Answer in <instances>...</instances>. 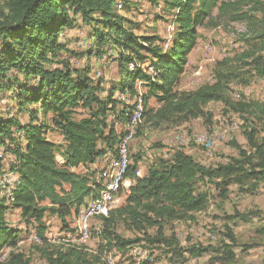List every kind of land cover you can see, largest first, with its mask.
Listing matches in <instances>:
<instances>
[{"label": "trees", "instance_id": "obj_1", "mask_svg": "<svg viewBox=\"0 0 264 264\" xmlns=\"http://www.w3.org/2000/svg\"><path fill=\"white\" fill-rule=\"evenodd\" d=\"M131 1L0 0V100L13 103L19 114L15 115L12 109L4 114L0 108V153L6 158L13 156V160L9 156L8 170L16 175L6 185H11V193L7 194L0 185V255L22 238V230L12 227L6 218L9 209L18 210L20 222L26 228L33 225L43 237L46 229L43 218L47 213L56 215L66 225L65 218L103 188L104 176L100 188L101 184L89 173L72 168L92 164L108 150L114 151L120 134L110 126L108 116L114 114L125 123L126 114L134 107L124 109L122 99L118 98L120 93L133 99L139 94L135 83L140 82L144 89L140 92L143 110L151 99L160 104L155 111H144L146 121L156 123L181 116L197 118L209 102L224 99V82H228L224 72L216 73L215 82L194 90L175 89L188 54L196 45L198 28L213 24L214 10L215 15L230 10L232 19L242 21L251 19L254 13H262L260 21L264 23V0H152L154 4L162 3L163 13L173 19L171 42L163 47L158 36L136 33L139 24L117 11L118 3L127 11ZM245 3L253 6L247 11L236 6ZM79 23L89 26L93 41L87 52L90 56L103 55L106 47L116 49L115 83L105 86L101 80H93L88 65L82 69L71 67L69 60L85 52L68 50L67 43L58 41V37ZM253 55L251 50L237 58ZM259 57L254 58L251 69L261 76L264 61L258 60ZM232 106L235 111L264 123V102L239 101ZM78 109H83L85 114L76 117ZM21 114H27L25 124L18 118ZM51 128L62 136L61 143L47 137ZM15 129L21 130L22 136L16 135ZM262 133L260 136L254 127L245 132L249 150L240 148L241 158H230L225 164L206 167L191 155L177 152L172 159L152 165L142 177H137L135 172L137 160L129 164L124 178H134L136 182L130 186L125 204L100 214L105 241H114L113 246L118 248L132 243L113 231L118 219L129 220L135 228H141L144 223H156L157 219H180L204 209L206 196L195 193L198 179L211 178V182L219 179L225 194L231 183L242 185L253 180L254 187L264 184V130ZM56 154L63 162H57ZM2 164L0 157V179L4 174ZM227 235L233 241V234ZM154 241L161 243L158 238ZM194 248L198 255L205 250ZM40 250L46 264H105L99 262L98 255L81 248ZM223 257L231 259V250L226 248ZM6 259L7 264H31L29 256L14 251L3 256L0 264Z\"/></svg>", "mask_w": 264, "mask_h": 264}, {"label": "rangeland", "instance_id": "obj_2", "mask_svg": "<svg viewBox=\"0 0 264 264\" xmlns=\"http://www.w3.org/2000/svg\"><path fill=\"white\" fill-rule=\"evenodd\" d=\"M252 4L236 6H240L241 11H247L253 6ZM124 8L118 3L117 11L139 24L136 33L158 36L163 47L170 44L173 19L170 14L163 13L162 3L154 4L152 0H132L126 7L127 11ZM213 13L216 16L213 24L198 28L196 45L188 54L187 64L175 89L194 90L203 84L215 82L216 73L224 72L228 80L224 82L225 97L220 101L209 102L204 107V113L197 118L183 119L181 116L157 123L147 122L144 116V111H155L160 105L154 99L149 100L128 148L129 164L137 160L135 170L141 171L137 177L144 176L157 162L172 159L177 152L191 155L206 167L225 164L230 158L240 159V148L249 150L245 132L254 127L260 132V136L263 134V122H257L256 119L232 108V105L239 101L264 102V75L260 76L251 69L256 56H260L258 60L264 61V23L260 21L263 14L254 13L251 19L242 21L232 19L230 10L220 15H215L216 10ZM89 32V26L79 23L75 28L67 29L59 35L58 41H65L68 50L85 52L83 56L72 57L69 60L72 68L82 69L88 65L89 75L93 80H101L105 86L113 84L118 79L117 51L113 47H106L103 55L90 56L87 52L93 46V41L89 37ZM257 35L261 37L256 38ZM251 50H254L253 56L237 58ZM147 65L145 63L143 66ZM140 84L136 82L134 86L139 93L144 91L143 88L140 89ZM124 97H128L127 94H124ZM121 103L124 109L130 110L133 107L131 101L122 100ZM0 108L4 114L7 109H12L15 115H19L15 111V105L7 103L6 99L0 100ZM84 114L83 109H78L76 117ZM18 118L22 124L28 119L27 114H21ZM108 123L118 134L124 130V121H118L114 114L108 116ZM22 133L21 130L15 129L16 135L22 136ZM60 136L54 128L47 131V137L55 142H62ZM116 147L117 145L114 151L108 150L102 157L101 161L104 165L116 155ZM9 156L10 160H13V156ZM0 157L2 158V154ZM56 160L62 162L59 154L56 155ZM8 168L9 166L4 169V173L11 179ZM73 170L89 173L94 181L101 184L100 188L102 187L103 169L98 172L90 165H79ZM210 179L207 181L198 179L194 185L195 193L206 196L205 207L202 210L194 211L180 219L172 217L157 219L156 223L152 225L144 223L141 228H135L129 220L118 219L114 223L113 231L120 238L132 241L122 248L113 246L114 241H105L102 236L103 223L100 215L90 218L89 237L83 241L76 236L74 223L77 210H73L65 218L66 225H63L56 215L47 213L43 218L46 229L41 237L36 233L33 225L26 228L24 223L18 220V211L11 209L7 220L15 228H19V224L22 223V238L15 246L6 249L2 256L14 251L29 256L31 264H46L40 255V249L73 247L98 255L99 262L105 264H264L263 182L256 187L252 185L253 180L244 181L242 185L231 183L226 187L225 194L219 179L214 178L213 182ZM135 182L134 178L128 180L127 188L123 187L121 190L117 207L125 204L131 192L130 186ZM214 182L219 184L216 185ZM6 193L11 192L7 190ZM241 214L245 218H241L239 216ZM229 232L233 234V241L227 235ZM30 234L39 236L40 241L30 240ZM156 238L161 243L154 241ZM194 247L205 250L198 255L193 252ZM226 248L233 254L231 259L223 257ZM1 264H7V259Z\"/></svg>", "mask_w": 264, "mask_h": 264}, {"label": "bare ground", "instance_id": "obj_3", "mask_svg": "<svg viewBox=\"0 0 264 264\" xmlns=\"http://www.w3.org/2000/svg\"><path fill=\"white\" fill-rule=\"evenodd\" d=\"M171 26L173 27V24L171 23ZM174 29V27H173ZM134 107L131 109L130 113L126 114V120L124 123V127L119 136L117 147H116V153L120 152V148L123 144L124 148V154H127L128 157H124L123 159V169H127L129 165V143L132 139V136L135 133L136 127L138 126L139 122L142 119L143 115V105H142V98L140 93L138 94V98L136 101L131 103ZM134 109H138V118H134ZM130 126L127 132V128ZM114 156V155H113ZM111 159H116V155ZM106 166V165H105ZM136 174L139 176L140 172H136ZM128 180L127 178H124V173L122 174V181L126 182V188L128 186ZM121 190L120 189V196H121ZM129 191V190H128ZM117 195V187L113 186V178L111 177H105V181L103 183V188L98 192L97 196L92 199H88L85 204H83L79 210L77 211L75 221H79L80 216V210L83 208H87V210H96L95 213L92 215H89L85 221H84V230L86 234H82L81 237V229H76V236L80 240H86L89 237V220L91 217L98 216L102 213H104L107 210L113 209L118 206L119 201L116 202H110L107 203L108 199H113ZM121 198V197H120ZM93 199H95V202H93ZM75 233V232H74ZM75 236V237H76ZM34 242H39L40 239H31ZM3 258L2 254L0 255V260Z\"/></svg>", "mask_w": 264, "mask_h": 264}, {"label": "built area", "instance_id": "obj_4", "mask_svg": "<svg viewBox=\"0 0 264 264\" xmlns=\"http://www.w3.org/2000/svg\"><path fill=\"white\" fill-rule=\"evenodd\" d=\"M138 118V109H134V118ZM130 126L127 128V132ZM124 157H128L127 154H124L123 144L120 148V152L116 153V159H110L108 164H106V171L102 174L104 177L113 178V186L117 187V195L113 199H108L107 203L120 201V189L126 188V182L122 181V174L126 173L127 169H123V159ZM73 170V168H72ZM135 172H141L139 169L135 170ZM95 202V199H93ZM96 210H87V208H83L80 210L79 221H75V229H81V237L82 234H86L84 230V221L89 216L95 213ZM29 239H40L39 236L35 234H30Z\"/></svg>", "mask_w": 264, "mask_h": 264}, {"label": "crops", "instance_id": "obj_5", "mask_svg": "<svg viewBox=\"0 0 264 264\" xmlns=\"http://www.w3.org/2000/svg\"><path fill=\"white\" fill-rule=\"evenodd\" d=\"M173 27H174V25H173ZM172 26H171V29L173 28ZM139 85V84H138ZM140 89H142V86L140 85ZM137 90V92H139V90L138 89H136ZM135 98L134 99H131V98H128V97H124V94H122V93H120L119 95H118V98H121L122 100H125L126 102H128V101H131V103L133 102H135L136 101V99L138 98V95H135L134 96ZM60 138L62 139V136H60ZM1 154V153H0ZM60 158L63 160V158L60 156ZM2 159H3V168H2V170L4 171V169L8 166V162H9V160L5 157V155L4 156H2ZM101 159H102V157L101 158H98L94 163H92V164H89L91 167H94L95 169H97L98 170V172L99 171H101L102 169H103V172H104V168H106V166L104 165V162H102L101 161ZM61 161V160H60ZM102 172V173H103ZM16 179V175L15 174H13V173H11V179H9L8 177H7V174L6 173H4L3 174V178L1 177V179H0V185L2 186V187H5L6 189H5V191H7V190H10V188H11V185L10 186H6V184L8 183V184H11L14 180ZM11 180V181H10ZM6 182V183H5ZM13 210H16V209H13ZM11 211V209H9L8 210V212H7V215H8V213ZM18 211V210H17ZM17 216H18V220L20 221V216H19V212H17ZM6 218H7V216H6ZM21 224L22 223H20L19 224V229H21Z\"/></svg>", "mask_w": 264, "mask_h": 264}, {"label": "clouds", "instance_id": "obj_6", "mask_svg": "<svg viewBox=\"0 0 264 264\" xmlns=\"http://www.w3.org/2000/svg\"><path fill=\"white\" fill-rule=\"evenodd\" d=\"M141 85V84H140ZM143 93V92H142ZM57 155V154H56ZM56 157V156H55ZM59 162H61V161H59ZM62 162H63V160H62ZM136 175V174H135ZM130 179V178H129Z\"/></svg>", "mask_w": 264, "mask_h": 264}]
</instances>
